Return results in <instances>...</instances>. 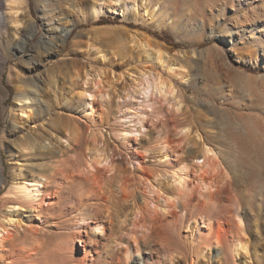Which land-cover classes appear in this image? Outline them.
Instances as JSON below:
<instances>
[{
  "label": "rangeland",
  "instance_id": "1",
  "mask_svg": "<svg viewBox=\"0 0 264 264\" xmlns=\"http://www.w3.org/2000/svg\"><path fill=\"white\" fill-rule=\"evenodd\" d=\"M26 1L37 31L0 37V217L13 204L21 214L2 233L0 264H264V0H132L136 16L86 20L70 10L48 36L44 0ZM51 2L85 10L89 0ZM61 27L70 32L60 36ZM132 30L164 48L185 78L147 58ZM144 72L176 91L143 96L136 89ZM25 81L42 101L31 99L30 116L15 97ZM195 132L217 151L206 176L215 178L211 190L224 189L218 202L199 195ZM179 161L192 169L182 174L191 196L164 213L167 162ZM26 175H39L42 195L24 203L9 189ZM132 191L139 211L112 202ZM155 208L153 234L147 217ZM201 218L211 237L195 231ZM94 221L103 233L91 231ZM233 238L247 244L236 257Z\"/></svg>",
  "mask_w": 264,
  "mask_h": 264
},
{
  "label": "bare ground",
  "instance_id": "2",
  "mask_svg": "<svg viewBox=\"0 0 264 264\" xmlns=\"http://www.w3.org/2000/svg\"><path fill=\"white\" fill-rule=\"evenodd\" d=\"M0 6L5 9V12L0 11V37L1 36L11 37V40H12L13 37L16 38L19 35H22L28 29L31 32L37 31V25L32 20L30 11L27 7L26 0H0ZM42 6H43L42 7L43 12L41 15V20L52 27V29H48L46 36L50 35L52 31H56V28L54 27L55 26L54 19L56 17H59V18L68 20L67 18L71 14L70 10L74 12L79 11L81 18L83 20H86L88 18L96 19L102 15H135L136 16V6H135V2H133L132 0H89L87 9L85 10L80 9L78 5L71 4V3L70 4L66 3L65 5L54 6L51 0H44V3ZM70 21L71 20H69L67 24H69ZM8 24H11V30H13V34H10V27H9L10 25ZM59 32H60V36H64V35H67L70 32V30L67 27H61ZM131 32H132L131 33L132 38L135 39V40H132V42L135 41L136 43L137 41L139 46L143 49L144 53L146 54L147 58H149L154 63H159L162 66H166L169 72H174L180 78H183V79L185 78V74L181 70H179V68H176L173 65V62L171 63L170 59H168L169 58L168 54L164 50V48L160 49V48H157L156 46L153 47L150 44V37L146 34L142 35L143 33H140V32L138 33L137 30H132ZM49 41L50 43H52L51 40ZM16 47L20 48V50L23 49V46L21 44H18ZM86 74L87 73H85L84 76ZM15 75H18V74L15 73ZM141 76L142 78L140 79H143V80L142 82L140 81L141 83L139 84H141L142 87L139 89H136V91L141 93L143 96L147 97V91H149L150 88L154 90L156 89L164 97H166L167 94L168 96L173 95L174 91H176V89L174 88L172 84L165 85V83L159 77H156V76L154 77L152 76V74L151 75L146 74L145 72L141 73ZM29 83L25 81L23 82V85L22 84L16 85V96L15 97L17 99L18 109L21 111L22 115H25V116H30L29 112L32 109V105L30 104L32 103V101L34 102L35 105H38V106L42 105L41 98H39L40 96L39 95L40 90L38 89L39 87L38 88L32 87ZM52 86H55L53 82H52ZM84 95H85V91L83 92L81 91L79 94V97H83ZM31 99L33 100L31 101ZM90 110L91 109H89V112ZM180 132L182 134H186L185 136H187L188 133L190 132V128L188 126H183L179 128V133ZM194 135L196 136L197 140H199L200 142V151L198 155L194 156V159L192 162L193 166L196 167L197 172L196 171L195 172L197 173V176L199 178V183L201 186L199 190L202 191L200 192L202 194H199V195L200 197H203V199L205 200H207L209 196H212L215 199L214 202H218V198L222 196V194L224 193V189L215 187V189L211 190L210 188L213 186V184H215L213 183L215 178L213 180V178L206 176V172H208L209 169L211 170L214 169V166H212V163H213V160L216 158V156H218L217 151H215L213 147H211L206 142H204V140H202L200 133L195 132ZM43 141L44 140L38 142V145L40 147H42L41 144ZM47 149H49L50 154L53 153L52 150L54 149H50V147H48ZM163 158L164 160L168 159L166 155ZM167 163H169L168 165L170 167L169 168L170 170L168 169L169 171L168 173H169L170 178L172 179V182L170 186H166V184L164 183V187H162L163 192L166 195L164 202H160L158 199V202H159L158 205L160 209L163 210L164 213L165 212L168 213V211H170V210H167V206L174 207L176 206V204L180 205V203L182 202H183L182 204H184L187 201V199L191 196L190 194L191 188H188L187 186H185L186 182L184 183V177L182 176V174L187 173L188 171H191L192 169H190L189 165L184 161H179L178 163H175V162H167ZM52 169H53V166H52ZM164 169H163V175H166L167 170H164ZM154 174L155 173H152V175ZM158 175H161V174H158ZM38 176L31 175L29 179L27 175L24 177L14 178L10 185L9 194H12L13 196L15 195L24 203L29 202L28 200L30 199H35L39 197L40 195H42V191L40 189V186H42V184L40 182V179L37 178ZM1 178H2V174L0 172V180ZM114 181H116V178ZM212 188H214V186ZM159 190H162V189H159ZM113 195L114 196L111 197L112 202H115L116 198L121 199V202L123 201L124 203L130 201L132 209H137L139 211L138 209L139 206L135 202L134 191H132L131 193L124 194V195L121 194L120 197H119V194L117 193ZM214 206L212 205V207ZM152 212H153L152 215L147 217V220L149 221V225L151 227V233L156 234L158 231L159 221L161 220V215L158 214V210L156 208ZM20 216L21 214L16 212L15 204H13V207L7 210L5 217H2V216L0 217V236H1L0 240L3 237L2 233L5 232L7 224L10 222L13 224L14 222L20 221L19 219ZM238 222H239L238 227L239 229L242 230L240 220H238ZM88 226L90 227L91 231L94 232L95 234L96 233L101 234L104 231L103 230L104 226L99 221H94L93 224H89ZM197 230H198V234L200 237L208 238L212 236L210 222L203 218H201L200 221L197 222L195 231ZM220 240L215 238L213 241V245H223L221 244ZM210 247H212V244H209L208 246H200L198 248V253H204ZM246 248H247L246 242H244L240 238H233L230 241V252L231 254H233L234 257L238 256L242 251L244 250L246 251ZM229 254L227 255L229 256ZM191 264H193V262Z\"/></svg>",
  "mask_w": 264,
  "mask_h": 264
}]
</instances>
